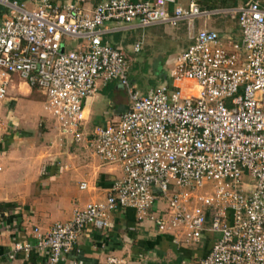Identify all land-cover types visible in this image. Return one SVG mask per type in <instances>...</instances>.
Masks as SVG:
<instances>
[{
	"label": "built area",
	"instance_id": "2783aa9c",
	"mask_svg": "<svg viewBox=\"0 0 264 264\" xmlns=\"http://www.w3.org/2000/svg\"><path fill=\"white\" fill-rule=\"evenodd\" d=\"M187 2L108 0L87 10L77 2L39 0L29 11L0 0V101L18 76L44 91L45 110L62 136L77 142L88 141L84 106L99 82H118L131 103L91 140L102 163L122 174L107 198L76 209L48 232L34 227L33 241L16 242L11 259L36 252L46 253L48 264H62L87 228L105 230L114 212L133 210L187 243H200L210 231L214 243L200 264H264V0L216 9ZM218 15L234 20L241 37L199 30L174 59L168 82L145 93L131 81L124 52L107 40L122 29L191 26ZM64 37L82 44L63 51ZM133 50L139 54L142 44ZM246 174L253 184H242ZM211 182L214 194L197 193Z\"/></svg>",
	"mask_w": 264,
	"mask_h": 264
},
{
	"label": "crops",
	"instance_id": "0c3cea01",
	"mask_svg": "<svg viewBox=\"0 0 264 264\" xmlns=\"http://www.w3.org/2000/svg\"><path fill=\"white\" fill-rule=\"evenodd\" d=\"M105 1L108 0L102 2ZM64 2L77 1L55 3ZM77 3L87 10L97 5L92 0ZM187 3L180 0V4ZM4 18L0 8V25ZM210 20L204 19L197 29L196 22L191 26L182 23L177 27L122 29L109 34L107 40L124 52L131 81L145 93L168 82L169 70L165 66L169 62L173 65L174 59L193 44L199 30L207 28L223 34L225 24L209 26ZM235 25V32L228 36L240 38L241 31ZM181 41L187 42L183 48L177 45ZM166 43L172 46L163 47ZM136 44H142L139 54L133 50ZM72 47L71 50L79 48L77 44ZM146 50L163 51V55L152 71L150 59L142 66L144 73L151 72L157 79L143 90L132 72L133 66L134 70L138 68L135 56H142ZM40 90L13 76L6 100L0 101V264H48L46 253L19 254L11 259L14 244L32 242L34 227L48 232L56 223L71 220L76 209L104 201L112 182L122 176L118 168L102 163L92 150L91 140L97 128L117 122L129 109L125 89L116 81L98 84L96 94L84 106V138L88 141L80 142L62 136L58 126L54 129ZM82 183H87L88 188L82 190ZM214 239L206 231L198 244L187 243L184 238L177 240L172 234L160 233L150 219L139 220L133 210H118L111 215L107 229L87 228L62 264H106L109 258L121 264H200L211 251Z\"/></svg>",
	"mask_w": 264,
	"mask_h": 264
},
{
	"label": "rangeland",
	"instance_id": "374dc122",
	"mask_svg": "<svg viewBox=\"0 0 264 264\" xmlns=\"http://www.w3.org/2000/svg\"><path fill=\"white\" fill-rule=\"evenodd\" d=\"M67 1H71V0H67ZM72 1L79 2V0H72ZM92 1L95 3L97 0H92ZM240 4H242V3H240ZM23 5H24V7L27 10L32 11V10H35V9H37L39 7V0H25L24 3H23ZM195 22H196V24H195L194 28L197 29L199 27V25H202L203 24L204 19L203 18H199ZM217 22H221V23L225 24V26L223 28L224 29L223 30V34H222L224 37H227L228 34H230L232 32H235V30H236L235 21L232 20V19H230V18H225V17H223L221 15L220 16L219 15L218 16H212L211 20L208 21L207 24L209 26H211L212 24L215 25ZM63 43H64L63 51H65V49L67 51H69V50H71V48H73L72 46H74L76 44L79 46V45L82 44L81 41H77V40H74V39H71V38H68V37H64ZM186 43H187L186 41H181L177 45H179L180 48H183L186 45ZM153 46H155V45H153ZM162 46L163 47H166L168 49V47H171L172 45L166 43V44H163ZM144 53L145 54H143L142 56H138V57L135 56V58H134V60H135L134 62L135 63L134 64H136L138 66V68L136 70H134L135 69V66H133V72H132L133 75H134V78L137 79L138 85L143 90L146 89L147 87H150L151 85L155 84L156 83L155 80H157V79L155 78V76L151 72H148L147 74L144 73V70H143L144 67H142V66L144 65V63H145V61L147 59H150V62L152 63L151 71L153 69H155V67L157 66V63L158 62L160 63V61L162 60V55H163L162 53H163V51H161V52L160 51H157V52L154 51L153 52L151 50H149V51L146 50ZM159 68H160V66H159ZM165 68L167 70H170L172 68V63L171 62L167 63V65L165 66ZM98 84H100V82ZM40 94L44 98L43 100H44V105H45L46 98H45L44 91H41L40 90ZM129 103H130V100H129ZM130 105H131V103H130ZM46 114L48 115V118H50L49 121L53 124L54 129H56V127H57V120L54 119L51 116V114H49L48 112H46ZM111 123H113V122H111ZM92 150H94V152H95V147L92 148ZM241 181H242V184L243 185L244 184H253L255 182L254 179L249 174L244 175L241 178ZM215 185H216V182H211L207 186H204V187L200 188L197 193L200 194V195L214 194L215 193ZM175 191L178 192V191H180V189L179 188H176ZM164 208H165V202L162 201L159 204V210H162ZM153 213H155V211H153ZM155 215L158 216V213H156ZM144 220H147V219H144Z\"/></svg>",
	"mask_w": 264,
	"mask_h": 264
},
{
	"label": "trees",
	"instance_id": "16d2710c",
	"mask_svg": "<svg viewBox=\"0 0 264 264\" xmlns=\"http://www.w3.org/2000/svg\"><path fill=\"white\" fill-rule=\"evenodd\" d=\"M19 3L23 4L25 0H16ZM55 2H61L63 0H52ZM99 1V2H98ZM103 0H97L95 3L98 5ZM133 2L145 1V0H132ZM98 2V3H97ZM245 0H199V4L202 9H216V8H232L238 6L240 3H244ZM130 76V71H129ZM164 77H166L164 75Z\"/></svg>",
	"mask_w": 264,
	"mask_h": 264
}]
</instances>
